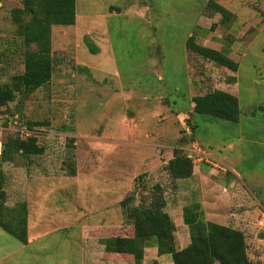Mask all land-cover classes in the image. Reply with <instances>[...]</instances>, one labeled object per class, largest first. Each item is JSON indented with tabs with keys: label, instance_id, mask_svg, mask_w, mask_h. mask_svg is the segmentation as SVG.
<instances>
[{
	"label": "rangeland",
	"instance_id": "374dc122",
	"mask_svg": "<svg viewBox=\"0 0 264 264\" xmlns=\"http://www.w3.org/2000/svg\"><path fill=\"white\" fill-rule=\"evenodd\" d=\"M207 1L74 0L73 23L50 26L49 79L0 105V191L6 206L24 204L26 222L25 243L0 228V264H110L100 240L131 236L126 206L159 194L175 249L188 235L182 207L197 202L203 220L242 232L249 264H264V0H211L231 13L223 20ZM18 6L0 0L7 88L37 49L16 34ZM195 31L236 70L187 50ZM215 88L235 95V122L191 112L190 96ZM28 138L39 153L18 148ZM174 151L191 160L185 178L165 168Z\"/></svg>",
	"mask_w": 264,
	"mask_h": 264
},
{
	"label": "trees",
	"instance_id": "16d2710c",
	"mask_svg": "<svg viewBox=\"0 0 264 264\" xmlns=\"http://www.w3.org/2000/svg\"><path fill=\"white\" fill-rule=\"evenodd\" d=\"M206 6L218 12L221 19L231 13L219 4L208 0ZM74 19V0H21V6L10 9V20L16 24V34L23 44L33 43L36 50L25 49L23 52L22 71L11 77L10 86L0 83V105L9 100L13 92H30L44 84L50 77L52 68L49 54L50 26L72 24ZM213 25L206 29L211 30ZM204 31V32H206ZM184 42L187 50L196 53L217 66L235 71L237 63L227 56L226 51L217 50L194 42L193 36L203 38L204 33L196 31ZM91 53L96 47L87 43ZM226 83H234L229 75ZM191 112L204 114L235 122L238 116V104L235 95L220 88L212 89L191 97ZM193 127V126H191ZM18 148L24 154H36L41 151L34 138L18 140ZM204 166H209L204 163ZM191 160L179 151H174L166 163L170 176L174 179L185 178L191 173ZM2 175L0 171V182ZM139 202L126 206L125 215L132 224L131 236H111L102 238L103 251L131 255L134 264H141L145 247L154 246L157 254L168 253L170 262L166 264H249L245 253L242 232L237 229L201 218L197 202L184 205L181 210L182 222L187 226L188 243L175 249L172 232L173 222L162 209L164 198L159 194L151 198L148 205ZM126 202V200H125ZM24 204L8 207L4 204V195L0 191V228L20 243L26 242ZM149 264H160L152 260Z\"/></svg>",
	"mask_w": 264,
	"mask_h": 264
},
{
	"label": "crops",
	"instance_id": "0c3cea01",
	"mask_svg": "<svg viewBox=\"0 0 264 264\" xmlns=\"http://www.w3.org/2000/svg\"><path fill=\"white\" fill-rule=\"evenodd\" d=\"M190 99H191V96H190ZM162 164H164V162H162ZM198 167L203 172L204 171L209 172V169L206 168L204 166V164H200ZM222 168L225 169L224 166ZM181 226H183V225H180L179 228ZM188 241H189V238H188V235L186 233V234H183L178 239V244H179V246H181L180 244H183V246H185L188 243ZM147 253H148V255H146ZM111 254L112 255L108 256V260L111 262L110 264H113V263H115V264H134L132 257L130 260H126L125 258L122 257L123 255L129 256V254H122V253H111ZM145 259H147L148 262H146ZM124 260H126V261H124ZM152 260H156L160 264H166V263L170 262V255L168 253L157 254L154 246L145 247L143 250V256H142L141 264H149Z\"/></svg>",
	"mask_w": 264,
	"mask_h": 264
},
{
	"label": "built area",
	"instance_id": "2783aa9c",
	"mask_svg": "<svg viewBox=\"0 0 264 264\" xmlns=\"http://www.w3.org/2000/svg\"><path fill=\"white\" fill-rule=\"evenodd\" d=\"M15 115H16V114H15ZM15 115L12 117L13 119L15 118V119L13 120L14 122L12 123V125H13V124H17V131H19V132H22V131H23L24 134H27V132L25 131L24 127L21 126L20 122H19V121H18V122L15 121L16 119L19 118V115H18V116H17V115L15 116ZM19 125H20V126H19ZM196 152L201 153V152L199 151L198 148L196 149ZM199 153H198V154H199ZM220 170H224V169H223V168H220Z\"/></svg>",
	"mask_w": 264,
	"mask_h": 264
}]
</instances>
